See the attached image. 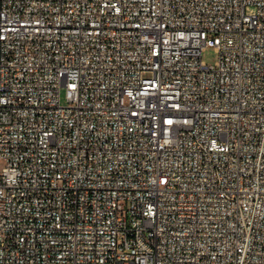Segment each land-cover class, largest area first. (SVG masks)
<instances>
[{"label": "built area", "instance_id": "2783aa9c", "mask_svg": "<svg viewBox=\"0 0 264 264\" xmlns=\"http://www.w3.org/2000/svg\"><path fill=\"white\" fill-rule=\"evenodd\" d=\"M0 264H264V0H0Z\"/></svg>", "mask_w": 264, "mask_h": 264}, {"label": "rangeland", "instance_id": "374dc122", "mask_svg": "<svg viewBox=\"0 0 264 264\" xmlns=\"http://www.w3.org/2000/svg\"><path fill=\"white\" fill-rule=\"evenodd\" d=\"M257 8L254 5H249L247 8L248 13H255ZM219 54L215 47H207L203 53V59L209 64H215L218 60ZM62 102L67 103L65 90L62 91Z\"/></svg>", "mask_w": 264, "mask_h": 264}]
</instances>
